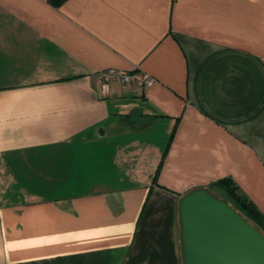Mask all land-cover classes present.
I'll list each match as a JSON object with an SVG mask.
<instances>
[{"label":"crops","instance_id":"obj_1","mask_svg":"<svg viewBox=\"0 0 264 264\" xmlns=\"http://www.w3.org/2000/svg\"><path fill=\"white\" fill-rule=\"evenodd\" d=\"M222 178L264 216V0H0V264H181Z\"/></svg>","mask_w":264,"mask_h":264},{"label":"water","instance_id":"obj_2","mask_svg":"<svg viewBox=\"0 0 264 264\" xmlns=\"http://www.w3.org/2000/svg\"><path fill=\"white\" fill-rule=\"evenodd\" d=\"M181 264H264V233L207 187L178 198Z\"/></svg>","mask_w":264,"mask_h":264},{"label":"trees","instance_id":"obj_3","mask_svg":"<svg viewBox=\"0 0 264 264\" xmlns=\"http://www.w3.org/2000/svg\"><path fill=\"white\" fill-rule=\"evenodd\" d=\"M64 1L65 0H49L54 6L60 5ZM211 188H217L218 193L215 194L224 198L264 233V216L259 212L254 203L242 193L229 178L219 179L212 183Z\"/></svg>","mask_w":264,"mask_h":264},{"label":"built area","instance_id":"obj_4","mask_svg":"<svg viewBox=\"0 0 264 264\" xmlns=\"http://www.w3.org/2000/svg\"><path fill=\"white\" fill-rule=\"evenodd\" d=\"M98 76L103 85L112 82L149 87L155 82L152 76L138 70L128 72L116 68H106L99 71Z\"/></svg>","mask_w":264,"mask_h":264}]
</instances>
